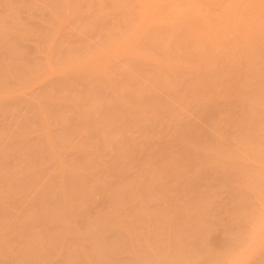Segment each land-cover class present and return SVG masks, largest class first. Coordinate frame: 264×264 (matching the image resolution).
I'll list each match as a JSON object with an SVG mask.
<instances>
[{
  "label": "rangeland",
  "instance_id": "rangeland-1",
  "mask_svg": "<svg viewBox=\"0 0 264 264\" xmlns=\"http://www.w3.org/2000/svg\"><path fill=\"white\" fill-rule=\"evenodd\" d=\"M6 129L82 264L264 263V0H0Z\"/></svg>",
  "mask_w": 264,
  "mask_h": 264
},
{
  "label": "crops",
  "instance_id": "crops-1",
  "mask_svg": "<svg viewBox=\"0 0 264 264\" xmlns=\"http://www.w3.org/2000/svg\"><path fill=\"white\" fill-rule=\"evenodd\" d=\"M13 123L14 120H7L3 125ZM13 137L9 129L0 130L1 155H8L20 147ZM40 184L33 189L36 185L19 189L16 184L12 193L0 192V264H82L74 248L73 234L67 229L69 222L63 219L56 222L51 215L56 211L58 198L66 204L58 210L60 213L69 214L75 209L67 202L72 195L69 191L62 195L60 189L64 187L60 182L47 180L37 185ZM11 187L7 185L3 189ZM257 192L253 194L262 201L264 215V192ZM260 247L259 251L264 252V244ZM247 264L261 263L250 261Z\"/></svg>",
  "mask_w": 264,
  "mask_h": 264
}]
</instances>
